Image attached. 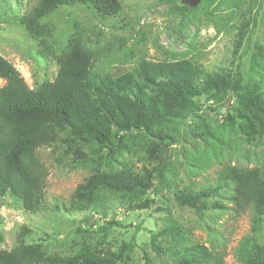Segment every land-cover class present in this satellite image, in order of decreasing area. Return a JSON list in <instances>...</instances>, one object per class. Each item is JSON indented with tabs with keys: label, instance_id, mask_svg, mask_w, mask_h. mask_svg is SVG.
I'll return each instance as SVG.
<instances>
[{
	"label": "rangeland",
	"instance_id": "1",
	"mask_svg": "<svg viewBox=\"0 0 264 264\" xmlns=\"http://www.w3.org/2000/svg\"><path fill=\"white\" fill-rule=\"evenodd\" d=\"M172 1L119 0L121 14L104 23L89 6L61 7L43 20L54 28L51 53L43 56V46L17 22L37 0H0V55L29 88H38L55 80L59 66L54 55L65 49L74 32L81 31L97 55L95 72L100 75L119 77L143 60H189L211 74H240L247 83L264 79V51H259V46L264 47V0H203L192 13L184 14L174 9ZM246 21L248 36L240 44V26ZM4 85L0 79V88ZM198 102V110L171 122L173 139L166 155L147 149L138 138L128 141L123 156L97 164L65 146L39 149L37 154L48 170L43 208L30 214L16 198L6 196L0 209V250L13 249L26 228L31 231L27 242L41 244L51 254L73 256L90 244L116 254L127 249L132 264H171L157 256L149 243L151 232L174 221L189 231L193 242L221 252L224 264H240L234 252L250 233V213H234L229 195L223 199L229 210L197 215L173 201V189L211 184L227 165L264 168V135L245 131L240 120L228 119L239 107L235 95ZM160 159L169 166L166 177L172 187L158 188L157 195L154 187L146 191L142 199L155 201L149 211L133 208L132 198L113 195L87 210L75 206L77 188L97 170L120 172L131 167L142 173L156 169Z\"/></svg>",
	"mask_w": 264,
	"mask_h": 264
},
{
	"label": "trees",
	"instance_id": "2",
	"mask_svg": "<svg viewBox=\"0 0 264 264\" xmlns=\"http://www.w3.org/2000/svg\"><path fill=\"white\" fill-rule=\"evenodd\" d=\"M172 2L182 14L195 10L180 0ZM76 5L91 7L103 23L122 11L119 0H37L33 9L17 22L43 46L41 54L47 56L51 53L49 40L54 28L43 20L61 7ZM248 23L240 26V44L248 36L244 32ZM262 50L264 47L259 46ZM54 58L59 66L55 80L31 89L0 55V79L5 81L0 88V209L10 195L26 212H41L48 170L37 154L39 149L65 146V150L97 164L123 156L128 141L138 138L147 149H158L166 155L173 139L171 122L198 110V100L202 98L235 95L239 107H234V115L228 119H238L240 128L264 135V79L247 83L240 74H211L189 60H143L119 77L100 75L95 72L97 55L81 31L74 32L65 49ZM168 172L167 162L161 159L156 169L142 173L131 167L120 172L97 170L77 188L75 206L87 210L103 197L113 195L132 198L136 203L133 208L149 211L155 201L143 200L142 196L152 187L156 195L160 187L171 189ZM214 180L200 186H175L173 201L204 215L229 210L223 199L230 195L234 213L251 215L250 233L239 242L235 259L240 264H264V168L227 165ZM108 228H103L104 232ZM23 231L13 249L0 250V264H132L129 250L124 248L116 254L84 244L73 256L51 254L41 244L28 243L31 231ZM149 245L157 256L169 259L171 264H224L221 252L193 242L189 231L174 221L151 232Z\"/></svg>",
	"mask_w": 264,
	"mask_h": 264
},
{
	"label": "water",
	"instance_id": "3",
	"mask_svg": "<svg viewBox=\"0 0 264 264\" xmlns=\"http://www.w3.org/2000/svg\"><path fill=\"white\" fill-rule=\"evenodd\" d=\"M203 0H181L183 5H186L190 9L197 8Z\"/></svg>",
	"mask_w": 264,
	"mask_h": 264
}]
</instances>
